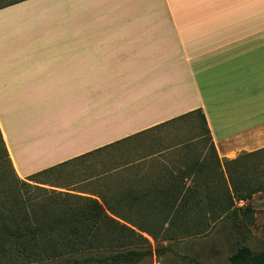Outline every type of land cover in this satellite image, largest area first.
Segmentation results:
<instances>
[{
	"label": "crops",
	"instance_id": "0c3cea01",
	"mask_svg": "<svg viewBox=\"0 0 264 264\" xmlns=\"http://www.w3.org/2000/svg\"><path fill=\"white\" fill-rule=\"evenodd\" d=\"M197 109L221 162L251 174L244 157L264 156V0H0V129L33 187L178 203L164 194L215 182L210 159L196 177L182 147L198 126L182 115ZM89 162L81 187L46 178Z\"/></svg>",
	"mask_w": 264,
	"mask_h": 264
},
{
	"label": "trees",
	"instance_id": "16d2710c",
	"mask_svg": "<svg viewBox=\"0 0 264 264\" xmlns=\"http://www.w3.org/2000/svg\"><path fill=\"white\" fill-rule=\"evenodd\" d=\"M182 117L201 119L207 136H192L182 147L200 150L192 157L196 177H203L205 160L210 159L205 166L215 182L164 194L178 203H110L104 197L102 203L58 190L44 198L31 197L23 189L31 184L16 173L0 129V264H139L168 251L200 264L163 241L204 232L218 223L232 234L253 225L255 208L250 199L264 190V184L251 177L248 166L221 162L202 109ZM205 141L209 157L199 155L207 151ZM240 201L245 204L239 205ZM228 259L229 264H264V249L255 251L237 238Z\"/></svg>",
	"mask_w": 264,
	"mask_h": 264
},
{
	"label": "rangeland",
	"instance_id": "374dc122",
	"mask_svg": "<svg viewBox=\"0 0 264 264\" xmlns=\"http://www.w3.org/2000/svg\"><path fill=\"white\" fill-rule=\"evenodd\" d=\"M197 127L193 128L190 126L191 136H182L181 140L186 141L193 136H207L206 131L202 126L201 119L196 118ZM206 141L204 142L205 146ZM203 147V144L202 146ZM208 150V147L205 146ZM200 152V150H194ZM242 154V153H241ZM248 159L251 170V177L255 178L258 182L264 184V156H250L244 157ZM95 164L105 163L102 158L95 161ZM93 163L89 162L87 164H80L77 167H69L67 169L56 171L53 173H48L46 178L48 181L55 183L56 185L63 187H81L83 179L91 175L90 165ZM23 189L31 197H36L37 199L49 196L52 191L40 189L39 187H33V185L23 186ZM60 190V189H59ZM64 191V190H62ZM65 192V191H64ZM250 203L255 208V223L245 229L244 231L232 234L229 227H223L222 223H218L213 226L210 230L199 232L197 234H192L189 236H183L182 238L163 241V244H172V248L181 253L186 254L190 257L197 259L200 264H229V255L236 247L237 238L243 243L250 245L255 251H260L264 249V190L259 191L254 194L250 199ZM239 205H244L245 201L239 202ZM148 236L147 234H145ZM149 237V236H148ZM152 240V239H150ZM153 246L155 243L152 241ZM139 264H195L189 259L181 258L178 255L173 254L168 251L166 255L158 256L154 254L146 259H144Z\"/></svg>",
	"mask_w": 264,
	"mask_h": 264
}]
</instances>
